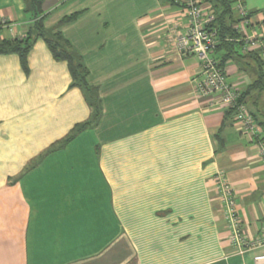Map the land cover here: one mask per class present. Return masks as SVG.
<instances>
[{
	"label": "crops",
	"instance_id": "crops-1",
	"mask_svg": "<svg viewBox=\"0 0 264 264\" xmlns=\"http://www.w3.org/2000/svg\"><path fill=\"white\" fill-rule=\"evenodd\" d=\"M242 4L246 34L264 40V0ZM40 10L35 19L25 0H0L11 28L0 42L34 39L23 63L0 54V264H251L264 254L225 243L222 181L254 239L264 162L219 96L197 94L202 62L177 51L189 29L181 0H41ZM55 36L86 71L96 121L49 50ZM255 52L212 57L264 135Z\"/></svg>",
	"mask_w": 264,
	"mask_h": 264
},
{
	"label": "built area",
	"instance_id": "built-area-1",
	"mask_svg": "<svg viewBox=\"0 0 264 264\" xmlns=\"http://www.w3.org/2000/svg\"><path fill=\"white\" fill-rule=\"evenodd\" d=\"M181 2L189 19V29L186 35L177 40V51L181 55L194 54L202 62L203 78L195 83L197 94L202 98L219 96L220 105L231 111L234 121L243 133L255 140L257 153L264 162V135L261 128L246 107L240 103L238 92L228 84L221 67L212 57L219 42L217 31L211 27L214 21L213 14L204 13L199 0H181ZM234 10L238 18L234 29L242 36L246 49L258 51L259 59L264 62V40L257 32L246 34L251 23L242 0H236ZM0 29L11 30L10 25L5 21L0 22ZM221 190L226 208L225 219L229 227L225 240L227 246L231 247L238 256L264 247V225L254 239L245 236L237 215L232 189L227 182L222 181ZM251 264H264V254L253 256Z\"/></svg>",
	"mask_w": 264,
	"mask_h": 264
},
{
	"label": "trees",
	"instance_id": "trees-1",
	"mask_svg": "<svg viewBox=\"0 0 264 264\" xmlns=\"http://www.w3.org/2000/svg\"><path fill=\"white\" fill-rule=\"evenodd\" d=\"M25 2L33 12L35 19L40 17L39 15L41 14V0H25ZM207 2L210 3L215 10L214 21L211 27L217 31L219 42L214 52H216V50L218 49L223 48L225 50H228L229 54H233L237 53V49L242 50L243 48H245L243 39L240 40V35L234 29L235 25L238 23V18L234 10L236 0H207ZM35 27L40 29L39 20H36ZM33 41L34 39L32 37V33H28L26 38L22 40L2 41L0 42V54H17L20 57L21 62L23 63ZM47 45L55 60L65 61L68 64L72 80L71 87L80 88L81 90H83V92H85L91 108L93 109V116L91 119L93 121L95 119L96 121L98 116V110L96 108V94L91 89H89L86 83L85 69L80 64L75 62L69 51L66 50V47L62 45L59 37L55 36L54 40H47ZM248 55L252 56L256 60L258 68L264 67V62L258 59V54L256 52L254 54ZM219 65L221 67V64ZM263 78L264 76H261L259 79L261 83ZM257 84L258 82L256 83V85ZM254 86H251L250 89L252 90ZM240 101H242V99ZM255 122L258 124L256 119ZM258 126H261L260 123L258 124ZM83 128L80 127L75 129L73 131V135H71L69 138H73L76 134L80 133Z\"/></svg>",
	"mask_w": 264,
	"mask_h": 264
},
{
	"label": "rangeland",
	"instance_id": "rangeland-1",
	"mask_svg": "<svg viewBox=\"0 0 264 264\" xmlns=\"http://www.w3.org/2000/svg\"><path fill=\"white\" fill-rule=\"evenodd\" d=\"M83 138L90 140L92 138V136L88 135V136H84Z\"/></svg>",
	"mask_w": 264,
	"mask_h": 264
}]
</instances>
